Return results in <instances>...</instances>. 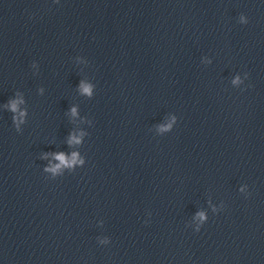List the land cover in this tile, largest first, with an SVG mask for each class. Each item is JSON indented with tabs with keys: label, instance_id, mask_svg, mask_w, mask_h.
Listing matches in <instances>:
<instances>
[{
	"label": "water",
	"instance_id": "95a60500",
	"mask_svg": "<svg viewBox=\"0 0 264 264\" xmlns=\"http://www.w3.org/2000/svg\"><path fill=\"white\" fill-rule=\"evenodd\" d=\"M0 264H264V87L0 245Z\"/></svg>",
	"mask_w": 264,
	"mask_h": 264
},
{
	"label": "clouds",
	"instance_id": "9594fccd",
	"mask_svg": "<svg viewBox=\"0 0 264 264\" xmlns=\"http://www.w3.org/2000/svg\"><path fill=\"white\" fill-rule=\"evenodd\" d=\"M61 159H63V157H61Z\"/></svg>",
	"mask_w": 264,
	"mask_h": 264
}]
</instances>
